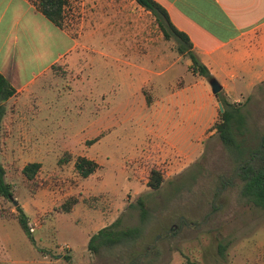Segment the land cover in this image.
I'll return each instance as SVG.
<instances>
[{
	"label": "rangeland",
	"instance_id": "374dc122",
	"mask_svg": "<svg viewBox=\"0 0 264 264\" xmlns=\"http://www.w3.org/2000/svg\"><path fill=\"white\" fill-rule=\"evenodd\" d=\"M64 30L74 51L10 104L17 119L1 127L5 181L35 242L0 196V264H264V209L241 198L234 177L262 150L264 83L220 82L219 99L240 106L248 125L234 157L214 128L208 80L134 0H68ZM80 157L99 165L87 178ZM33 162L42 167L28 180ZM153 168L158 190L148 186ZM118 222L140 235L91 251L90 239Z\"/></svg>",
	"mask_w": 264,
	"mask_h": 264
},
{
	"label": "crops",
	"instance_id": "0c3cea01",
	"mask_svg": "<svg viewBox=\"0 0 264 264\" xmlns=\"http://www.w3.org/2000/svg\"><path fill=\"white\" fill-rule=\"evenodd\" d=\"M155 1L226 88L236 81L250 88L264 83V0ZM66 38L73 42L67 48ZM76 45L29 0H0V72L17 90L6 108L24 93L32 94V85L53 72ZM6 119L15 121L17 115L7 112L3 127Z\"/></svg>",
	"mask_w": 264,
	"mask_h": 264
},
{
	"label": "trees",
	"instance_id": "16d2710c",
	"mask_svg": "<svg viewBox=\"0 0 264 264\" xmlns=\"http://www.w3.org/2000/svg\"><path fill=\"white\" fill-rule=\"evenodd\" d=\"M35 8L42 13L56 27L64 29L65 8L68 0H29ZM144 10L150 12L156 19L158 26L166 37H175L178 41V52L187 55L192 61V69L200 76L210 80L213 75L208 68L200 61L188 36L178 31L170 21L166 10L155 0H134ZM17 90L10 84L6 77L0 72V131L7 113L6 102L16 96ZM223 104L224 112L220 113V121L214 128L218 133L222 144L236 157L247 147L246 142L241 138L248 130L245 114L240 106L229 102L226 98L220 99ZM262 150L258 154H250L246 159L238 162L235 169V178L240 181V196L247 203L264 209V143ZM41 163L33 162L23 168V174L28 180H34L39 173ZM99 165L86 157H80L76 164V169L81 177L87 178L92 175ZM5 169L0 163V196L10 199L13 195L11 185L5 181ZM164 182L162 173L159 169L153 168L150 172L148 186L154 190L160 189ZM141 207V219L145 220L148 210L142 200H139ZM64 206V210L70 212L71 205ZM16 219L23 228L26 235L35 242L32 234V224L23 208L16 206ZM101 229L89 242V249L98 253L102 247H113L122 243L125 239H136L140 235L139 228H128L125 230H115V226ZM188 264H197L188 262Z\"/></svg>",
	"mask_w": 264,
	"mask_h": 264
},
{
	"label": "water",
	"instance_id": "95a60500",
	"mask_svg": "<svg viewBox=\"0 0 264 264\" xmlns=\"http://www.w3.org/2000/svg\"><path fill=\"white\" fill-rule=\"evenodd\" d=\"M208 82L211 86L212 93L214 94V96L217 99L220 111L224 112L223 104L219 99V94L223 91V86L220 84V82L216 78H212V79L208 80ZM10 199L13 200L15 206L19 205V203L16 200H14L12 197Z\"/></svg>",
	"mask_w": 264,
	"mask_h": 264
},
{
	"label": "flooded vegetation",
	"instance_id": "af4514ba",
	"mask_svg": "<svg viewBox=\"0 0 264 264\" xmlns=\"http://www.w3.org/2000/svg\"><path fill=\"white\" fill-rule=\"evenodd\" d=\"M264 143V141H262V144ZM236 174H234V177H235Z\"/></svg>",
	"mask_w": 264,
	"mask_h": 264
}]
</instances>
